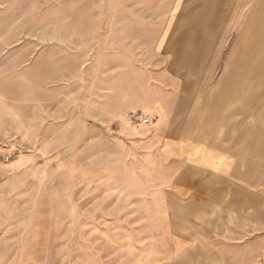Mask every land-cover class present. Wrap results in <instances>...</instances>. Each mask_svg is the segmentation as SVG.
Listing matches in <instances>:
<instances>
[{"label": "rangeland", "instance_id": "obj_1", "mask_svg": "<svg viewBox=\"0 0 264 264\" xmlns=\"http://www.w3.org/2000/svg\"><path fill=\"white\" fill-rule=\"evenodd\" d=\"M172 1L0 0V264H169L180 250L181 158L163 149L190 128L179 114L166 132L152 107L158 81L175 87L151 53ZM247 2L252 28L239 23L232 39L238 69L253 71L256 132L264 0ZM253 239L238 264H264V235Z\"/></svg>", "mask_w": 264, "mask_h": 264}, {"label": "crops", "instance_id": "obj_2", "mask_svg": "<svg viewBox=\"0 0 264 264\" xmlns=\"http://www.w3.org/2000/svg\"><path fill=\"white\" fill-rule=\"evenodd\" d=\"M247 3L173 0L151 43L164 76L175 82L170 91L158 81L152 102L158 123L169 132L182 114L190 128L179 148L173 137L163 149L165 157L181 158L183 190L170 198L171 232L183 245L169 264H238L237 254L254 252L253 237L264 235V181L254 182L264 120L255 132L254 75L238 69L239 39H232L239 23L252 28L253 2L242 20Z\"/></svg>", "mask_w": 264, "mask_h": 264}, {"label": "built area", "instance_id": "obj_3", "mask_svg": "<svg viewBox=\"0 0 264 264\" xmlns=\"http://www.w3.org/2000/svg\"><path fill=\"white\" fill-rule=\"evenodd\" d=\"M135 119L138 121V122H140V123H142V124H148V123H150V121H151V118H149V117H143V116H141V115H137V116H135ZM9 158H10V154H7L6 155V161H8L9 160Z\"/></svg>", "mask_w": 264, "mask_h": 264}]
</instances>
